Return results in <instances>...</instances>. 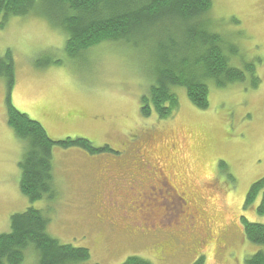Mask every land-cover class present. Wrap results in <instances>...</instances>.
I'll list each match as a JSON object with an SVG mask.
<instances>
[{
	"label": "rangeland",
	"instance_id": "obj_1",
	"mask_svg": "<svg viewBox=\"0 0 264 264\" xmlns=\"http://www.w3.org/2000/svg\"><path fill=\"white\" fill-rule=\"evenodd\" d=\"M211 2L207 18L232 36L229 62L244 80L209 87L205 110L176 89L178 108L164 120L153 110L140 114L154 84L142 43L135 50L102 42L70 57L52 24L60 11L54 2L36 0L28 14L0 18V58L9 51L14 63L10 104L52 141L82 138L111 150L54 147L53 196L29 202L19 190L25 144L6 124L0 78V234L9 232L11 216L31 207L47 219L51 238L88 249L82 264H121L129 256L150 264H192L200 256L204 264H244L262 248L245 240L240 218L264 225L259 196L244 207L250 186L264 176V0ZM250 65L252 74L244 70ZM22 264L37 263L26 254Z\"/></svg>",
	"mask_w": 264,
	"mask_h": 264
},
{
	"label": "trees",
	"instance_id": "obj_2",
	"mask_svg": "<svg viewBox=\"0 0 264 264\" xmlns=\"http://www.w3.org/2000/svg\"><path fill=\"white\" fill-rule=\"evenodd\" d=\"M60 8L57 26L66 37L65 51L73 57L102 42H122L138 50L148 48L153 85L141 99L140 114L151 110L160 120L171 117L178 108L175 90L182 89L189 103L199 110L208 108L209 87L222 89L244 80L243 71L230 65L236 49L227 37L214 30L207 18L211 0H43ZM36 0H0V18L28 14ZM237 23L236 21H233ZM149 41L154 44L147 46ZM146 42V44H145ZM142 43L143 45L137 46ZM245 71L252 74L253 67ZM0 78L5 79L6 124L25 144L19 162V190L29 202L51 199L52 149L78 148L89 154L111 152L96 149L82 138L52 141L45 130L10 104L14 85V63L10 52L0 58ZM255 81V80H254ZM257 81L253 83L256 87ZM260 197L256 214L264 216V176L254 182L246 195L244 207ZM48 221L40 210L28 208L10 218L9 232L0 234V264H22L30 254L37 264H82L90 259L86 248L60 244L47 233ZM245 240L262 246L244 260V264H264V225L240 218ZM121 264H150L136 256ZM192 264H204L198 257Z\"/></svg>",
	"mask_w": 264,
	"mask_h": 264
},
{
	"label": "flooded vegetation",
	"instance_id": "obj_3",
	"mask_svg": "<svg viewBox=\"0 0 264 264\" xmlns=\"http://www.w3.org/2000/svg\"><path fill=\"white\" fill-rule=\"evenodd\" d=\"M138 160H141L140 162H142V164L144 165V168H145V163L147 164V162L145 161V160H143V157L139 154L138 155ZM141 164V165H142ZM140 165V166H141ZM135 168H130V169H127V170H125V168H123V166H120L119 168H118V171H121V172H128L130 175H132V173H133V171H135L134 170ZM137 171H141V169L139 168V166H138V168H137ZM119 173V172H118ZM139 175V174H138ZM152 176H155L154 174H151ZM135 177H137V176H135Z\"/></svg>",
	"mask_w": 264,
	"mask_h": 264
}]
</instances>
